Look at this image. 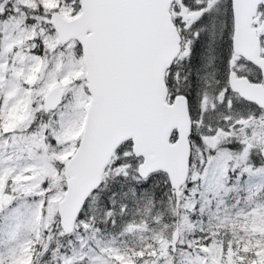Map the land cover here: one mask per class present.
<instances>
[{
	"label": "snow or ice",
	"instance_id": "obj_1",
	"mask_svg": "<svg viewBox=\"0 0 264 264\" xmlns=\"http://www.w3.org/2000/svg\"><path fill=\"white\" fill-rule=\"evenodd\" d=\"M220 249L264 264V0H0V264Z\"/></svg>",
	"mask_w": 264,
	"mask_h": 264
},
{
	"label": "rangeland",
	"instance_id": "obj_2",
	"mask_svg": "<svg viewBox=\"0 0 264 264\" xmlns=\"http://www.w3.org/2000/svg\"><path fill=\"white\" fill-rule=\"evenodd\" d=\"M243 195V194H241ZM246 215V213L243 211V204L241 205V212H240V215L239 216H233L230 220H228L227 222L225 223H222V224H219L218 225V228H227L228 227V232H236L238 235H239V230L241 228H243L245 225H248L249 227H252V225L250 224V221H248L247 219H244L243 217ZM236 221L237 222V225H236V222L233 224V222ZM243 238V237H241ZM130 242H135V239L134 238H129ZM248 244H251L252 241H248L247 242ZM222 252H221V249L218 251L215 259L217 260V264H220V256H222Z\"/></svg>",
	"mask_w": 264,
	"mask_h": 264
},
{
	"label": "flooded vegetation",
	"instance_id": "obj_3",
	"mask_svg": "<svg viewBox=\"0 0 264 264\" xmlns=\"http://www.w3.org/2000/svg\"><path fill=\"white\" fill-rule=\"evenodd\" d=\"M236 221H234L233 222V224L235 223ZM236 225H237V222H236ZM220 229H223V228H220ZM225 229H227L228 230V227L227 228H225ZM221 252H222V254H223V251H222V249H221Z\"/></svg>",
	"mask_w": 264,
	"mask_h": 264
}]
</instances>
